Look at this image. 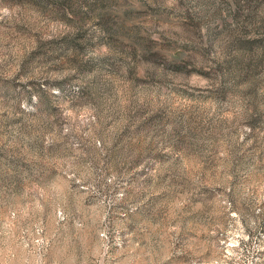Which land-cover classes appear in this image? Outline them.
<instances>
[{"label": "rangeland", "instance_id": "1", "mask_svg": "<svg viewBox=\"0 0 264 264\" xmlns=\"http://www.w3.org/2000/svg\"><path fill=\"white\" fill-rule=\"evenodd\" d=\"M0 264H264V0H0Z\"/></svg>", "mask_w": 264, "mask_h": 264}]
</instances>
